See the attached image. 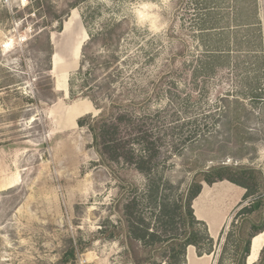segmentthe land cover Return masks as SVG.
<instances>
[{"label": "rangeland", "instance_id": "1", "mask_svg": "<svg viewBox=\"0 0 264 264\" xmlns=\"http://www.w3.org/2000/svg\"><path fill=\"white\" fill-rule=\"evenodd\" d=\"M43 1L50 17L57 14L60 19L64 18L61 30L55 21L46 28L58 62L55 66L52 60V71L46 75L51 77L54 97L48 92L50 81L37 73L41 57L30 44L48 17L43 12L42 17L38 16L34 0H26V3L0 0V87L4 86L0 89V264H129L124 260L120 239H107L101 233L118 226L121 205L117 206V211L115 200L120 195L119 186L109 172L98 165L90 134L77 124L80 118L95 117L99 113L84 96L85 92H90L84 87L85 77L77 73L81 47L88 38L81 18L93 6H102V17L92 27L94 32H99L107 22L124 21L120 56L124 61L115 83L118 90L126 87L130 91L128 98H142L149 93L155 78L162 71L170 70L157 95L150 97L142 111L162 115L166 124H171L169 128H173L170 133H178L181 128L187 133L196 123L208 135L209 142H214L215 120L223 111V104L213 101L212 96L215 86L222 83L229 84L227 93L223 94L238 98L245 111L253 114L250 121L244 120L245 132L250 134L244 143L245 158L236 162L226 159L225 163L255 168L260 179L257 192L249 191L252 195L244 199L246 190L227 181L211 186L203 183L200 194L192 202L195 218L207 220L215 232L210 237L211 245L205 242L200 245L202 256L193 247L194 254L203 258H194L191 264H235L240 239H247L264 222V213L249 210L252 201L259 199L264 208V103L251 101L246 96V77H253L252 73H245L246 65L240 73L234 69H217L208 78L196 72L209 43L201 31L205 13L201 7L191 6L195 0H185L183 6L178 0H153L158 6L153 11L165 24L156 32L136 26L128 11L132 0H81L74 9L70 6L75 0ZM258 1L263 23L262 0ZM227 4L232 5L231 1L226 2L225 7ZM9 5L12 15L8 12ZM229 9H222L220 13L215 9L214 12L224 18L211 25L213 17L218 18L214 14L206 18V27L220 30L231 26L229 40H235L233 50L245 52L246 41H241L242 45L236 43L244 33H235L233 16H227L232 13ZM254 36L252 33L250 39ZM80 40V52L75 58V46ZM183 45H188L185 57L171 63ZM246 56L240 55L235 62L244 61ZM247 61L254 63L253 58ZM221 137L216 141L222 140ZM226 147L233 152V145ZM179 148L180 153L173 151L164 168L168 178L183 183L173 192L175 197L183 193L194 160L207 161L218 152L215 144L202 146L198 141L184 143ZM214 165L207 161L205 166ZM114 168L135 182L138 189L134 195L144 193L145 180L140 175L123 172L120 165ZM196 181L199 182L200 177ZM147 219L149 228L155 231L158 226L155 218ZM205 224L197 228L208 231ZM69 242L76 255L64 261ZM190 247L186 248L184 264H188L187 250H193ZM256 264H264V254L258 257Z\"/></svg>", "mask_w": 264, "mask_h": 264}, {"label": "trees", "instance_id": "2", "mask_svg": "<svg viewBox=\"0 0 264 264\" xmlns=\"http://www.w3.org/2000/svg\"><path fill=\"white\" fill-rule=\"evenodd\" d=\"M80 1L75 0L70 8L74 9ZM178 1L182 6L184 5L185 0ZM228 1H231L232 5L227 4L225 7L224 4ZM34 3L38 16L42 17L41 12H43L48 20L42 22V29L36 33L30 44L31 48L36 50V54L41 57L38 61L37 73L40 77L50 81L48 92L54 97L55 90L51 77L46 76L52 71L53 57V45L46 28L51 27V22L55 21L61 30L64 18L60 19L57 14H52L50 17L49 10L46 11L43 7L45 1L34 0ZM191 6H199L205 13L201 31L208 40L206 42L209 43L203 60H200L199 66L195 68L196 72L208 78L214 75L217 69H234L236 73H240L241 68L246 65L245 73L253 75L251 78L246 77V96L251 101L264 103V24L259 16V1L195 0ZM101 8L102 6L90 7L82 15V24L88 38L81 47V59L77 70L78 74L85 77L84 87L90 90L89 93L85 92L84 96L99 112L95 117L80 118L77 124L87 129L98 165L103 166L109 172L120 191L118 199L115 200L117 211L121 205V210L118 211V226H111L102 230L101 233L107 239H120L119 242L124 248V260L129 264H184L187 247H194L202 256L200 245L204 242L208 245L212 243L207 229L202 232L197 228L199 224L204 225V223L195 218L192 210V202L200 194L202 184L211 186L227 181L246 190L244 199H248L260 187L258 185L260 179L256 176L255 168L225 163L226 159L236 162L245 158L244 143L247 140L246 136L250 134L245 132L244 120L250 121L254 116L251 112L245 111L243 102L238 98H230L228 94H223V92L227 93L229 84L222 83L215 86V94L212 96L213 101L223 104V111L217 115L215 120L216 129H220L214 130L215 137H212L214 142H209L208 135L196 123L194 128L187 133L182 128L178 130V133L174 131L170 133L173 128H169L171 124H166L162 115L142 113L150 97L155 96L170 70L162 71L152 82L149 93L142 98H128L130 91L126 87L118 90L115 83L122 73L120 65L124 61L120 57L123 53L121 52V39L124 21L107 22L99 32H94L93 25L102 17ZM228 8L232 13L227 16H233V29L237 31L235 33L240 31L244 33L241 40H236V43L242 45L244 42L241 41H246L247 50L245 52L233 50L232 45L235 40L234 42L229 40L231 26V28L228 26L220 30L206 27V18L210 19L214 14L218 15V18L213 17L215 20L211 21V25H214L215 21L224 18V16L219 17L220 10ZM215 9L219 13H215ZM252 33L255 36L250 39ZM186 49L188 45H183L182 50L174 55L171 63L175 59L184 58ZM242 54L247 55V60L253 58L254 63L248 62L246 58L242 62L239 60L235 62V59L240 58ZM71 86L70 81L69 94L72 93ZM2 88L4 86L0 87ZM245 112L246 116L243 119L242 115ZM219 136H222V140L216 141ZM197 141L202 146L203 144L209 147L211 144L216 145L217 154L207 158V161L214 162L215 165L207 167L205 166L206 159L194 160L189 170L190 179L183 193L175 197L173 192L183 183L168 178L164 168L173 151L180 153L179 146L187 142L197 143ZM227 145H233V152L226 147ZM222 149L223 152H221ZM117 165L122 167L123 172H136L145 180V190L141 196L134 195L138 189L137 185L123 176L120 171L115 170L114 166ZM197 177H200L199 182L196 181ZM249 182L252 184H248ZM249 191L252 194H248ZM249 210L264 213L262 200L252 201ZM147 218H155L158 225L155 231L149 228ZM263 229L264 222L247 239H240L241 247L235 264H246L251 238L261 233ZM263 254L264 247L260 252L261 256ZM75 255V248L69 242L63 260L73 259Z\"/></svg>", "mask_w": 264, "mask_h": 264}, {"label": "clouds", "instance_id": "3", "mask_svg": "<svg viewBox=\"0 0 264 264\" xmlns=\"http://www.w3.org/2000/svg\"><path fill=\"white\" fill-rule=\"evenodd\" d=\"M21 2L26 3V0H21ZM157 7L153 0H132L128 5V11L134 17L136 26L140 28L147 27L150 31L156 32L165 27V24L160 22L161 17L153 11ZM8 12L10 15L14 14L10 5L8 6ZM18 23H23V21Z\"/></svg>", "mask_w": 264, "mask_h": 264}, {"label": "bare ground", "instance_id": "4", "mask_svg": "<svg viewBox=\"0 0 264 264\" xmlns=\"http://www.w3.org/2000/svg\"><path fill=\"white\" fill-rule=\"evenodd\" d=\"M84 37V35H83ZM84 40V39H82ZM77 42L76 46H75V58L78 57L79 51H80V47H81V41ZM9 45H6V47ZM53 65L57 66L58 62H57V57L53 56ZM54 71V70H53ZM264 246V233L260 234L259 236H256L253 240H252V245H251V252H250V256L247 259V264H253L254 262H256L258 256H259V252L261 250V248H263ZM189 250V249H188ZM186 258L189 262V264H191L194 260V257L192 256V252L191 250L186 252ZM195 255V254H194Z\"/></svg>", "mask_w": 264, "mask_h": 264}, {"label": "crops", "instance_id": "5", "mask_svg": "<svg viewBox=\"0 0 264 264\" xmlns=\"http://www.w3.org/2000/svg\"><path fill=\"white\" fill-rule=\"evenodd\" d=\"M261 5V10H262V13H263V16H264V0H262V4H260ZM261 17V16H260ZM263 23H264V21H263ZM203 223H207V224H205L206 225V227H208V233L210 234V237L212 238L213 236H212V234L215 232V231H212L211 230V227H210V224H209V222L207 221V220H201ZM205 221V222H204ZM262 233H264V229H263V231L261 232V233H259V234H257V235H255V236H259L260 234H262ZM254 236V237H255ZM253 238V237H252ZM251 238V239H252ZM251 242V241H250ZM251 244V243H250ZM250 247H251V245H250ZM264 247V246H263ZM191 249H193V250H191V252H192V256L195 258V259H202L203 257H197V255H194V253L196 254V252H195V249L193 248V247H190ZM263 248H261V250H262ZM261 250H260V252H261ZM188 251H190V250H187V252ZM260 252H259V256H260ZM249 253H250V250H249ZM187 254V253H186ZM249 255V254H248ZM258 256V257H259ZM258 259V258H257ZM186 260H187V258H186ZM246 261H247V259H246ZM257 261V260H256ZM188 264H189V262L188 261H186ZM253 264H256V262H254Z\"/></svg>", "mask_w": 264, "mask_h": 264}, {"label": "water", "instance_id": "6", "mask_svg": "<svg viewBox=\"0 0 264 264\" xmlns=\"http://www.w3.org/2000/svg\"><path fill=\"white\" fill-rule=\"evenodd\" d=\"M256 237V236H255ZM255 237H253L252 239H251V244L250 245H252V240L255 238ZM250 252H251V247H250ZM250 256V253H249V255L247 256V259H248V257ZM246 264H247V261H246Z\"/></svg>", "mask_w": 264, "mask_h": 264}]
</instances>
